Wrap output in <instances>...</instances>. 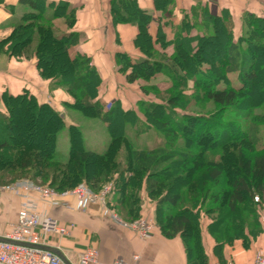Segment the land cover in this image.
Segmentation results:
<instances>
[{"label":"trees","instance_id":"16d2710c","mask_svg":"<svg viewBox=\"0 0 264 264\" xmlns=\"http://www.w3.org/2000/svg\"><path fill=\"white\" fill-rule=\"evenodd\" d=\"M156 2L162 6L160 0ZM21 3L38 10L22 15L10 35L0 42V49L5 45L11 55L20 54L27 59L35 57L40 75L50 81L51 88L61 89L73 98V102H67L65 107L93 109L95 116L106 123L111 141L104 152L88 149L81 127L71 123L69 158L60 161L55 157L57 135L66 123L61 111L49 102H41L28 90L18 94L4 92L0 96L6 108L5 112L0 111V177L17 172L29 175L31 172V178H43L49 186L57 189L73 188L83 182L94 191L100 190L111 179L112 197L109 196L108 202L127 221L144 217L142 191L145 189L149 199L155 203V223L166 236H181L189 264H208L202 239L203 214L210 221L207 228L218 245L231 243L244 233H252L258 223H263L260 220V205L264 200V147L258 146L256 130L258 123L264 122V8L261 14L248 11L243 14L242 33L235 39L232 15L226 10L212 13L206 4L199 1L181 20L174 31V38L167 40L161 27L155 36L149 31L153 14L140 8L136 0H112L114 19L118 22H136L139 28L135 44L144 56L132 59L127 54H121L117 58L118 70L125 75L128 83L153 77L159 69L166 67L172 80V86L166 92L179 89L174 96L190 98L197 96L203 88L206 97L220 105L222 111L218 115L221 118L227 113L236 112L235 116L239 114L252 123L250 129L243 130L239 137L244 148L248 147L253 154L247 155L244 148H238L240 152L237 155L236 151L231 152L241 174L231 181V190L221 187L213 192L209 184H222L225 175L223 163L227 155L225 147L233 140L228 134H222L206 143L204 137L211 136L213 127H220L217 122L206 114L179 107L174 98L162 99L161 102L138 99V106L146 119L138 115L136 108L124 109L119 106L120 101L105 109L98 97L102 79L91 64L90 57L83 54L72 56L70 53L71 48L80 42L81 34L73 30L59 31L50 24L56 18L63 17L67 26L72 28L76 21L75 10L69 8L67 3H60L46 13L39 10L36 0H21ZM164 5L168 12L172 11L173 2L170 6ZM200 25L206 29V26H211L212 32L204 29V33L193 34L192 29L196 30ZM32 31L36 34L27 44L25 40ZM219 33L226 36L225 60L215 68L207 57L205 46L212 44ZM45 40H51L64 58L63 65L57 71L51 56L42 50L41 45L44 46ZM170 46L174 47L171 53L168 50ZM152 53L160 57L155 58ZM189 66L198 76L188 71ZM231 73H237L239 84L219 87V82L226 81ZM190 81L193 87L189 86ZM258 86V94L242 99L244 93L253 92ZM188 88L193 89L192 93ZM78 90L84 91L82 96ZM240 104L245 107L240 108ZM16 107L21 110L30 108L31 113L43 117L40 129L47 135L46 147L38 146L35 152H30L28 144L17 147L4 136L17 126ZM257 108L262 111L259 115L255 113ZM178 109L185 112L180 113ZM150 114L161 120L162 130L148 119ZM234 121L227 118L228 124ZM130 122L134 124L136 136L156 131L157 141L150 146L136 145L134 137L127 135L128 129L133 128ZM191 129L203 131L201 136L195 137H201L196 139L197 143L207 149H203V154L193 153L183 143L174 145L179 138L187 139V131ZM119 139L128 145L126 167L121 165L122 159L112 153ZM11 151H14L13 155ZM169 167L175 168L171 175L166 171ZM177 167L179 172H176ZM184 186L187 187L184 189ZM256 195H259L260 201H255ZM208 200L212 201L203 211ZM216 204L218 208L226 207L228 214L242 209L243 219L238 224H229L221 232L216 224L218 218H212L214 213L219 212L215 211Z\"/></svg>","mask_w":264,"mask_h":264},{"label":"crops","instance_id":"0c3cea01","mask_svg":"<svg viewBox=\"0 0 264 264\" xmlns=\"http://www.w3.org/2000/svg\"><path fill=\"white\" fill-rule=\"evenodd\" d=\"M36 1L39 2V10L46 13L54 10L60 3H67L69 8L75 10L76 21L72 28L67 26L63 17L58 21H62L66 27L64 32L73 30L81 34L80 42L71 48L70 53L72 56L83 54L90 57L91 64L96 67L102 79L98 95L102 101L110 103L116 99L127 105V100L132 96L140 97L136 92L131 91L128 94L127 87L123 90L121 86H128L130 83L119 72L117 65V58L121 54H127L132 59L144 56L135 44L139 33L136 22L116 21L112 0ZM160 1L162 6L157 5L156 0H136L140 8L153 14L149 31L155 36L161 27L167 40L174 38V30L167 23L166 14L172 15L174 25H179L181 12L189 13L199 1L206 4L212 13L228 11L233 17L235 31L240 32L241 29V33L243 14L246 11L261 14L264 8V0H173L172 11L168 12L164 4L170 6L171 0ZM37 10L38 8L23 5L21 0H0V42L10 35L24 13ZM192 32L196 34L198 30L193 28ZM156 47L159 48V44ZM6 48L3 45L0 49V96L4 92L18 94L28 90L41 102H49L65 117V104L73 102V98L61 89L51 88L50 81L40 75L35 57H16L7 52ZM129 108L132 107L129 105ZM0 111H6L1 99ZM142 197L145 201L143 215L154 225L153 233L147 239H142L136 231L115 220L113 212L107 211L103 203L92 204L85 210L67 209L62 203L42 204L40 211L44 215L56 218L64 225L74 224L69 235L50 236L48 247L69 264H78L80 252L87 247L97 248L99 260L104 264H114L115 261H123L125 264H189L186 245L181 236L169 237L163 234L155 223V203L149 199L145 189ZM68 200L75 203L74 198L70 197ZM21 201L19 196L12 193L0 195V237L17 222ZM107 204L122 219L108 201ZM260 220H264V200L260 205ZM203 221L202 239L208 264H249L258 254H264L263 223H258L252 233H244L241 238L234 239L231 243L218 245L207 228L210 221L206 218ZM136 255L139 256L138 259L135 258Z\"/></svg>","mask_w":264,"mask_h":264},{"label":"rangeland","instance_id":"374dc122","mask_svg":"<svg viewBox=\"0 0 264 264\" xmlns=\"http://www.w3.org/2000/svg\"><path fill=\"white\" fill-rule=\"evenodd\" d=\"M166 15H167L166 18H168L167 23H169L170 28L175 31V29H177L179 25L173 24L172 15H168V14ZM177 17L178 16H176V18ZM185 17H187L186 13L181 12L179 16L180 21L184 19ZM59 19L61 18L60 17L56 18L50 24L57 27L59 31H63L65 30L66 27L64 26L62 21L60 22L58 21ZM42 23L44 22L42 21ZM206 27L207 29L204 28V25H200L197 27L198 29L196 30H198V32L200 33L203 32L204 29H206L207 32H212L211 26H206ZM28 30H31V29H28ZM174 31L173 33H175ZM239 31L240 32L235 31V39H237L238 36H240L241 29ZM35 34L36 33L32 31L29 37L25 40V42H27V44L28 43L30 44V42L32 41V37L35 36ZM225 46H226V36L223 35L222 33L217 34L216 38L212 41V44L205 46L207 57L209 58V61L213 62V65L215 68H218L224 63ZM41 47H43L42 48L43 52L45 51L47 52L48 55L51 56L50 57L51 61L54 62L55 64L54 67L57 71L60 68V66L63 65L64 58L62 56V53L55 48V45L53 44L51 40L49 41L45 40L44 46L41 45ZM173 49L174 47L171 46L170 49L168 50L171 53ZM152 55L155 58L160 57L158 54H155V53H152ZM14 56L21 57L20 54H17ZM192 65H195V64L192 63ZM203 68H205V65ZM188 71L191 72L193 76L195 77L198 76V73L194 72V70H191L190 66H189ZM212 74L214 75L215 73L213 72ZM170 76H171V73L168 70V68L163 67V69H159L158 73L153 77H150V78L143 77L135 83H130L128 85L129 87L125 85L121 86L123 87V90H126V87H127L128 94L129 92L132 91V92L139 93L140 97L133 98L132 96L130 100H127V105L126 104L123 105V103L120 102L119 106L121 105V107H123L124 109H128V106L130 105V107L136 108L137 113L141 118L146 119L143 111L138 106V102H137L138 99L144 98L145 100H148V101L161 102L162 99L166 100L168 98H174L176 100V103L179 105V107L181 106L182 108H185L190 112H193V113L197 112L198 114L200 113L206 114L209 117H211L213 121L217 122V124L220 125V127H217V128L213 127L211 130L212 131L211 136L204 137V140L206 141V143L209 141H213V139L216 137L219 138V136L222 134H228L229 136H231V138H233V140L231 139L230 143L229 144L227 143L225 147V152L227 155L223 163L225 175H224L222 184H215V182H212L209 184V187L211 191L213 192L218 190L221 187L226 190H231V186H230L231 181H233L235 177L241 174V170L237 168V163H234L235 156H232L231 152L236 151V155H237V153L240 152V151H237L239 150L238 148L240 149L244 148L241 142V138L239 136H241V132L243 130L250 129V126L252 125V123L247 121L244 118H241L239 114L235 116L236 112H232L231 114L227 113L226 116L221 118L219 116L222 111L220 105L214 103L209 98H207L203 88L200 89L197 96L194 95L190 98L183 97V95L174 96L175 95L174 93L176 92L178 93L179 89H173L171 91L166 92V90H168L172 86V83H171L172 80ZM226 79H227L226 81L221 80L219 82V87H224L226 84H233V85L239 84L238 79H237V73L228 74ZM192 85H193V82L190 81L189 86L193 87ZM188 89H189V93H192L193 89L192 88H188ZM259 91H260V87L258 86L257 88H255L253 92H248L247 94L244 93L242 96V99L248 98L251 94L253 95L258 94ZM78 92H80L81 96L84 93V91H81V90H78ZM102 102H103V106L105 109H110L111 106L116 105L118 100L113 99V101L110 103L109 102L106 103V101L104 100ZM239 107L243 108L245 106L244 105L241 106L240 104ZM178 110L180 113L185 112L184 110H181V109H178ZM236 110L240 111V109H236ZM255 111L257 115H259L262 112L261 108H257L255 109ZM15 117H16L17 126L14 129L7 131V133H5L6 135L4 134L5 137H8L13 144H16L17 147H19L22 144H28V147H30V152H35L38 146H41L43 148L46 147L47 135L43 132L42 129H40V127L42 128V125H43V121H41L43 117L40 118V116L37 117L35 114L31 113L30 108L21 110L20 108H17V107L15 111ZM227 118L232 119V120L235 119L234 123L231 122L228 124ZM148 119L152 121L153 123H155L157 127L162 130L163 128L161 124L162 122H160L161 120L159 121V119H157L155 115L153 114L148 115ZM128 120L129 119H127V121ZM65 121H66L65 126L58 132V135H57V145H56V151H55L56 159L60 161H67L69 158L70 146H71L70 124L74 123L73 121L77 122V124L81 127V130L83 131V136H84V143L88 149L97 150L99 152H104L107 149L111 141V136L107 129L106 123L100 118H98L97 116H95V112L93 109H85L84 107H80V106H78L75 109L74 108L66 109ZM130 123H132L131 126L133 128L128 129L129 131H127V135L134 137L136 145L150 146V145H153L155 141H157L158 134L156 131H154L155 133H150L148 135H143L141 137H138L134 133L135 128L133 126L134 125L133 122H130ZM202 132L203 131H199L198 129L188 130L187 131V133L189 134L187 136L188 138L187 139L179 138L174 143V145L176 146L178 144L183 143L185 144V148L191 150L193 153L203 154L204 150L207 151V149L206 147H202V145H199L196 140L201 137H198L195 139L196 136H201ZM256 138H258L257 139L258 146L264 147V122L258 123L257 130H256ZM127 152H129L128 145L122 142V140L120 139L117 140L116 145L113 147L112 153L114 154L116 158L122 159L121 165L125 167L127 166L126 165L127 164V154H126ZM244 152L247 155L253 154V152L248 147L247 149L244 148ZM12 153H14V151H11V155H13ZM174 169H175L174 167H169L166 171H169L168 173L171 175L174 173ZM176 172H179V167L176 168ZM28 174L29 175H27L25 172L22 174H19L18 172L6 174L3 177H0V184H11L19 180H31L37 184L49 186L43 178L33 179L30 177L31 172ZM110 183H111V179L105 184H103L101 189H103L104 186ZM79 184H77L73 188L63 189V190L57 189L53 186H50V187L54 188L55 190L59 192H63L66 190H73L77 188ZM186 187L187 186H184L183 188L185 189ZM260 200L261 199H259L258 201ZM211 201L212 200L210 201L208 200L207 204L202 208L203 211L205 207L210 205ZM248 204L249 203H246V205ZM214 206H216L214 207L216 208L215 211L219 210V212L216 214L214 213V215H212L213 216L212 218L214 217L218 218L216 224H218L217 227L221 232L224 229V227L228 226L229 224H233V223L238 224L239 221L243 219L244 213L242 209H238V211H236L235 213L228 214L226 207L224 208V206L223 207L220 206L218 208L219 205L217 204ZM203 216L206 218L205 214H203ZM122 219L125 220L124 218ZM128 222H131V221H128ZM219 227H221V229Z\"/></svg>","mask_w":264,"mask_h":264},{"label":"built area","instance_id":"2783aa9c","mask_svg":"<svg viewBox=\"0 0 264 264\" xmlns=\"http://www.w3.org/2000/svg\"><path fill=\"white\" fill-rule=\"evenodd\" d=\"M113 183L94 191L85 183H80L73 190L59 192L47 185L37 184L31 180H19L11 184H0V195L12 193L19 196L21 208L17 222L2 236L0 240V264H69L53 249L49 248L50 236L63 237L70 234L74 224L64 225L56 218L44 215L42 204L56 205L62 203L67 209L85 210L95 203L105 204V208L120 224L136 231L142 239L153 233V223L145 218L127 222L121 219L107 204ZM74 198L71 203L68 198ZM258 195L255 200H259ZM264 224V220H263ZM135 258H139L138 255ZM104 264L99 260V251L87 247L79 254L78 264ZM114 264H125L115 261ZM249 264H264V254H258Z\"/></svg>","mask_w":264,"mask_h":264},{"label":"water","instance_id":"95a60500","mask_svg":"<svg viewBox=\"0 0 264 264\" xmlns=\"http://www.w3.org/2000/svg\"><path fill=\"white\" fill-rule=\"evenodd\" d=\"M61 116L64 117V114L62 113ZM3 239H4V238L0 237V240H3Z\"/></svg>","mask_w":264,"mask_h":264}]
</instances>
